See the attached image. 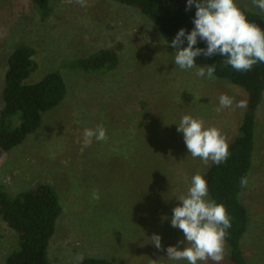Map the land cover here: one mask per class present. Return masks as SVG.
<instances>
[{
  "label": "rangeland",
  "instance_id": "rangeland-1",
  "mask_svg": "<svg viewBox=\"0 0 264 264\" xmlns=\"http://www.w3.org/2000/svg\"><path fill=\"white\" fill-rule=\"evenodd\" d=\"M238 6L264 14L252 0ZM45 20L32 0H0V117L8 59L23 46L36 50L28 84L59 72L67 84L63 103L44 117L42 127L0 157V188L18 195L39 183L51 184L64 213L49 247L57 264H77L82 255L114 264H188L167 257V248L185 240L172 227L173 209L191 178L207 168L193 158L177 131L184 115L217 127L228 143L240 136L248 105L243 88L181 70L171 47L148 18L111 0L53 2ZM187 47V46H182ZM102 50L116 51L119 67L107 75L86 74L76 63ZM198 67L208 66L201 55ZM234 100L217 112L219 97ZM246 101L245 108L236 107ZM1 119V118H0ZM16 127L20 117L11 119ZM103 124L106 138L84 143V130ZM256 150L243 203L251 214L244 240L249 264H264V101L257 113ZM99 192L98 200L93 198ZM210 198V196H209ZM211 199V198H210ZM162 237L163 251L150 239ZM15 234L0 220V264L16 247ZM187 245L180 244V250ZM198 264H216L211 259ZM220 264H232L225 243Z\"/></svg>",
  "mask_w": 264,
  "mask_h": 264
},
{
  "label": "trees",
  "instance_id": "trees-1",
  "mask_svg": "<svg viewBox=\"0 0 264 264\" xmlns=\"http://www.w3.org/2000/svg\"><path fill=\"white\" fill-rule=\"evenodd\" d=\"M43 19L53 12V2L71 0H32ZM130 6L148 18L160 35L171 44L181 29L190 33L195 25V5L187 9V0H111ZM247 19L264 30V14L251 12L241 7ZM182 46H188L187 41ZM196 47L206 49L207 44L198 41ZM36 50L19 47L8 59L3 89L4 108L0 119V157L24 144L38 132L44 117L58 108L67 96V84L59 72L48 74L36 84L27 80L38 67ZM208 66L216 65L215 77L243 88L248 94V105L240 126V136L230 145V157L226 163L217 166L212 163L206 171L209 196L224 204L231 217L226 244L229 247L232 264H249L245 255L244 240L250 231L251 214L243 203L246 186L241 178L249 177L256 150L257 113L264 101V63H257L252 70L237 72L231 66H224L226 57L217 55L205 57ZM120 65L116 51L102 50L90 58L81 59L77 68L86 74L107 75ZM19 116L21 124L14 127L12 118ZM34 190L12 195L0 188V220L15 234L16 247L8 254L5 264H57L49 259V247L56 234L58 221L64 208L56 189L42 182ZM77 264H114L99 258L87 257Z\"/></svg>",
  "mask_w": 264,
  "mask_h": 264
},
{
  "label": "clouds",
  "instance_id": "clouds-1",
  "mask_svg": "<svg viewBox=\"0 0 264 264\" xmlns=\"http://www.w3.org/2000/svg\"><path fill=\"white\" fill-rule=\"evenodd\" d=\"M84 2L77 0L81 5ZM252 3L264 11V0H252ZM193 5L197 9L193 20L194 29L190 33L186 29L179 30L171 42V47L176 49V66L181 70L196 68V76H207L209 80H214L216 65L198 67L195 63L197 57L224 56V66H231L237 72H247L257 63H264V30L247 19L235 0H187L186 10H190ZM185 40L188 46L182 47ZM198 41L205 42L207 48L196 47ZM233 104V98L222 94L216 111L231 108ZM236 107L245 108L246 101H240ZM177 131L183 134L191 156L201 158L206 166L210 161L217 166L226 163L231 155L227 137L217 127L206 126L203 119L184 115ZM83 136L85 144H90L93 138L103 141L106 128L100 124L94 129H85ZM240 183L242 187L247 186V177H242ZM93 198H100L98 191L93 193ZM178 200L182 204L173 209L171 225L183 232L188 246L180 250V244H185V240H182L177 246L168 247L167 257L174 261L184 260L188 264L209 259L220 264L225 257L227 230L232 226L226 206L209 198L208 183L199 173L191 178L187 194ZM150 239L156 249L164 250L160 235L153 234ZM76 259L81 261L83 256L79 255Z\"/></svg>",
  "mask_w": 264,
  "mask_h": 264
},
{
  "label": "crops",
  "instance_id": "crops-1",
  "mask_svg": "<svg viewBox=\"0 0 264 264\" xmlns=\"http://www.w3.org/2000/svg\"><path fill=\"white\" fill-rule=\"evenodd\" d=\"M242 123V122H241Z\"/></svg>",
  "mask_w": 264,
  "mask_h": 264
}]
</instances>
